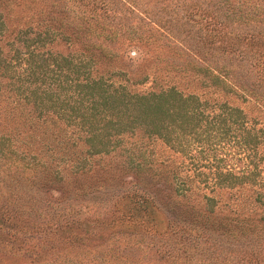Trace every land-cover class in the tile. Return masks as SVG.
<instances>
[{"label": "trees", "instance_id": "16d2710c", "mask_svg": "<svg viewBox=\"0 0 264 264\" xmlns=\"http://www.w3.org/2000/svg\"><path fill=\"white\" fill-rule=\"evenodd\" d=\"M26 1L41 8L22 27L9 28L0 11V264H16L14 255L25 264L152 262L151 253L120 247L123 238L142 254L157 239L156 264H264L260 119L173 87L130 92L94 69L98 55L112 54L101 44L118 34L159 42L136 33L127 23L135 17L181 47L185 57L170 59L173 69L261 108L264 0ZM57 41L78 47L53 52ZM46 115L76 137L37 138L33 123ZM123 134L160 139L186 163L129 158L120 167L133 181L115 185L93 158ZM105 188L117 198L97 207ZM243 190L249 197L219 204L220 192Z\"/></svg>", "mask_w": 264, "mask_h": 264}, {"label": "rangeland", "instance_id": "374dc122", "mask_svg": "<svg viewBox=\"0 0 264 264\" xmlns=\"http://www.w3.org/2000/svg\"><path fill=\"white\" fill-rule=\"evenodd\" d=\"M39 8H41L40 5L34 4L32 9V5L25 0L19 5L1 6L0 11L5 24L9 28H16L22 27L32 17L35 18L34 10ZM127 23L135 28L136 33L144 35V33L152 32L151 35L158 37L159 42L145 43L142 38H125L118 34L116 40L111 44H101V46L109 49L112 54L109 57L97 56V62L94 65L96 75H100L105 80L109 79L113 83L120 82L130 92L157 91L159 89L173 87L182 93L196 94L201 99L226 101L230 105L239 107L248 118H258L264 124V106L259 108L253 101H244L234 94L225 93L216 87L207 85L206 81L200 75L194 74L191 71L173 69L169 60L176 59V61L181 62L185 55L181 47L177 45L173 46L167 39L159 37V32L155 30V25L152 23L143 24L135 17H132L131 21L129 22L128 20ZM125 25L127 24L125 23ZM161 42L166 43V46H158L157 43ZM77 47L76 44L69 46L65 42L57 41L50 46V49L53 52L65 54L70 51H75ZM25 113L28 116L34 115L29 109H25L22 115L25 116ZM35 120L36 122L33 123L35 128L34 132L37 138L43 136L42 141H48V136L50 137L53 134H57V137H76L73 129L71 131L70 128L65 127L61 122L51 116L46 115ZM147 155L152 157L155 162L165 161L174 165H185L186 163L184 157L166 146L160 139L143 135L129 136L123 134L120 135V142L114 150L93 158L94 168L97 169L98 173L109 177V180L113 177L112 180L116 182L115 185H119L120 182L129 183L133 181V177L125 168L120 167L121 164L127 163L126 160L129 158H136L139 161L142 157L143 159H147ZM63 176L66 182L71 181V175H68L67 172H63ZM112 188L102 189V195L98 194L95 199L97 207L105 202L108 195H110V198H117L114 197ZM118 191L120 192L121 190ZM237 195L239 198L242 196L249 197V191L243 190L241 191V195L239 193H233V191H222L218 198L219 204L225 201L228 202L229 200L227 198H236ZM126 240L127 245L125 243ZM120 241L122 242L119 245L120 247L126 246L128 250L131 248L132 252L139 257L144 255L147 258L146 255L151 253L152 262H146L144 264L157 263L156 254L160 250L157 239L151 241V251L145 250L144 254L141 253L140 247L137 246L138 243L133 241V238L130 240L123 238ZM70 253L69 255H72V252ZM13 257L16 264H25V260L21 255H14ZM61 258L63 256L59 260Z\"/></svg>", "mask_w": 264, "mask_h": 264}]
</instances>
